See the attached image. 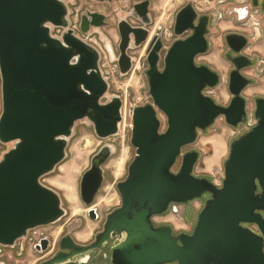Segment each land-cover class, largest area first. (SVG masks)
Returning a JSON list of instances; mask_svg holds the SVG:
<instances>
[{
	"label": "water",
	"instance_id": "95a60500",
	"mask_svg": "<svg viewBox=\"0 0 264 264\" xmlns=\"http://www.w3.org/2000/svg\"><path fill=\"white\" fill-rule=\"evenodd\" d=\"M149 3L142 0L132 7L142 26L117 22L121 75L133 68L128 49L147 38ZM105 19V14L86 10L79 29L88 33L91 27L108 25ZM192 19L188 15L183 23L178 15L175 34ZM53 28L62 31L53 35ZM205 32L201 22L193 35L174 41L162 68L159 44L147 48L144 73L152 104L129 109L135 154L126 177L116 183L121 206L107 215L93 241L76 243L67 234L60 250L42 264H89L99 256L105 259L107 249L110 264H264V97L254 99L255 123L230 142L220 184L193 174L198 151L182 153L217 117L233 127L247 119L240 92L249 80L238 72L249 64L247 57L237 58L248 63L230 73L233 97L227 106L203 92L218 83L214 71L194 64V56L207 49ZM99 61V51L69 27L62 0H0V142L11 143L0 156V245L13 246L29 230L65 215L59 194L40 179L64 158L75 122L85 119L101 140L117 134L122 100L117 95L103 100L108 82ZM157 110L166 117L163 131ZM102 149L106 152L92 157L79 180L90 219L96 218L92 204L102 184V164L114 152L110 144ZM178 156L181 164L173 172ZM203 194L208 197L191 234L173 237L168 226H151L149 217L167 210L169 203H187ZM242 223L254 224L257 231Z\"/></svg>",
	"mask_w": 264,
	"mask_h": 264
},
{
	"label": "rangeland",
	"instance_id": "374dc122",
	"mask_svg": "<svg viewBox=\"0 0 264 264\" xmlns=\"http://www.w3.org/2000/svg\"><path fill=\"white\" fill-rule=\"evenodd\" d=\"M62 1L67 7L69 27L76 35L99 51V66L101 71L106 74L108 82V91L103 100L108 99L111 95L119 96L122 100V116L126 119L116 135L104 140L96 137L92 125L85 119L75 122L73 135L68 139L64 158L52 172L40 179L41 183L51 187L59 194L65 215L55 223L39 226L36 231L50 234L54 243L62 233L66 232L79 243L86 244L100 229L104 214L118 205L120 195L115 184L126 177L128 164L135 154V149L130 144L131 115L129 109L146 103L152 104V99L148 92L144 73L147 67L144 46L128 49V54L133 59V69L127 74H119L116 64L119 41L117 22L120 19H125L132 25L138 24L129 16V11L132 4L140 0H112L109 3H98L93 0ZM149 1L148 15L151 20L147 27L149 38L158 32L162 36L163 45L168 47L170 23L174 10L185 0ZM248 3L249 0H199L197 3L202 11L208 12L211 22L209 28L211 48L204 57L208 62L216 65L221 74V81L215 87L206 90V95L211 96L219 104H225L229 98L225 82L229 64L222 56V38L225 33L229 31L244 32L248 37L245 51L255 60V63L245 70V73L247 72L248 76L254 79L253 83L244 90L246 121L233 127L225 122L223 116H219L209 128L204 131L199 130L195 141L182 149V153L190 148L198 151L199 155L193 167V174L209 177L217 185L221 183L223 177V163L228 156L230 142L255 123L254 96H264V11L257 14L254 12L255 9H250L251 11L244 18H238L235 14V9L243 8ZM86 10L105 14L108 25L92 27L88 33L83 34L79 29V21L81 13ZM61 31L59 28L51 30L53 35H59ZM159 66H162V62L159 63ZM115 71L117 73H114ZM157 117L160 120L159 130L163 131L166 128V117L159 110H157ZM123 127H125L124 131ZM120 136H124V144ZM101 144L112 145L114 152L103 167L104 181L92 205L97 210L98 219L93 220L87 216L88 208L80 199L79 180L89 166L90 157ZM10 146L11 143L0 142V156ZM179 164L180 158L172 166L173 172L178 169ZM207 197L208 194H203L201 198H195L187 203H173L165 213L155 216L153 220L155 223L169 224L175 232L190 231ZM16 243H31V241L25 242L24 239H20ZM39 256V254L28 250L26 257L16 263L36 264ZM103 261L104 259L96 258L92 264H101Z\"/></svg>",
	"mask_w": 264,
	"mask_h": 264
},
{
	"label": "flooded vegetation",
	"instance_id": "af4514ba",
	"mask_svg": "<svg viewBox=\"0 0 264 264\" xmlns=\"http://www.w3.org/2000/svg\"><path fill=\"white\" fill-rule=\"evenodd\" d=\"M140 1H142V0H140ZM255 1L256 2L254 3V0H249L248 5H244L243 8L235 9V7H234V9L236 10L235 11L236 17H238V18L246 17L248 15V13L251 11L250 9H255L254 12L257 13V14H260L261 12H263L264 8L261 7V3H262L263 0H255ZM197 3H199V0H185L179 7H177L174 10L173 18H172L171 23H170V32H169L170 43L168 44V47H165L163 45L162 36L158 32H155L149 38L150 34H149V30L147 28L149 25H147V26L144 25L147 28V30H148L147 38L138 47H141V46L145 47V49H144V57H145V60H146V54L145 53H146L147 48L150 47V49H151L155 44L158 43L159 46L161 47L160 51L158 52L159 63L162 62V66H159V67L162 68L163 67V58H164L168 48L171 46V44L174 41H176V40H184V39L190 37L191 35H193L195 33V29L197 27H199L200 23L201 22H205L206 32L204 34V37H205V40L207 42V49L204 52L197 53L194 56V64L196 66H201V65L206 66L210 70L214 71L217 74V76H218V83H219L221 81V74H220V71L218 70V67L216 65H213L211 62H208L205 59V57H204V55H206L208 53V51L210 50V48H211V42H210V37H209V35H210V31H209L210 29L209 28H210V25H211L210 17H209V14H208L207 11H202V9L197 6ZM132 7H133V4H132V6L130 8V11H129L130 15L129 16L131 18H133L135 21H137L138 24H133L132 25L129 21H127V20L126 21L129 22V24H131L132 26H142L143 24H142V21H141V17L138 16L137 12L132 10ZM133 13L138 18L133 17ZM191 14L193 15V19L191 20L190 24L187 25V26H185V24H182V25L179 24V25H181L182 28L185 26V29L183 30V32L181 34H179V35L175 34V23H176L177 16L180 15L181 21L184 23V21L187 19L188 15H191ZM116 28H117V25H116ZM151 39H153L152 42H151ZM222 42H223V53H222V56H223V59L226 62H228V64H229V67H228V69L226 71V81H225L226 82V86H227V90H228V84H229V80H230V73L236 69L237 65H239V64H241L243 62L248 63V60H249V64H247L246 66L241 67V68L238 69V72L249 80L248 84H246L242 88V90L240 92V95L245 100V106H246V96L244 95V90L249 85H251L253 83L254 79L252 77H249L247 72L245 73V70L255 63L254 58L251 57L249 54H247L246 51H245V49H246V47L248 45V37L242 31H229V32H227V33H225L223 35ZM131 43H133L132 40H131ZM239 57H241V58L242 57H247L248 60H245V59L244 60L243 59H239L238 60L237 58H239ZM198 59H201V60H198ZM146 63H147V60H146ZM132 64H133V62H132ZM215 86H213V87H215ZM213 87H205L203 89V92L206 93L205 92L206 90H209V89H211ZM228 93H229L228 101L225 104H221V105L227 106L229 104L230 100L232 99V97H233L232 94L229 91H228ZM256 97H264V96H259V95L258 96H254V99ZM125 120L126 119L124 118V116H122V120H121V122L119 124V129L122 127V124H123V122ZM124 130H125V127H123V131ZM120 137H121L122 143L124 144V136H120ZM104 145L105 144H101L97 148V150L92 154V156L90 157V160H89V166L88 167H90V165H91L93 156L100 157V156H102L103 153L106 152L105 150L102 149V147ZM190 150H193V149L190 148L188 150H185L183 153H185L187 151H190ZM112 154L113 153H111V155ZM111 155H109V157L105 160V162L102 164V167H104L105 163L109 160ZM198 155H199V153H198ZM178 158H180V164H181V156H178L177 159ZM177 159H176V161H177ZM176 161H175V163H176ZM180 164H179V167H180ZM179 167H178V169H179ZM178 169H176L174 172H177ZM104 177H105V171H104V168H103V180H102V183L104 181ZM115 186H116V184H115ZM93 203H94V201H93ZM171 204H173V203H169L168 208H169V206ZM120 206H121V198H120V201H119L117 206H115L114 208L110 209L108 212H106L104 214V218L102 219L101 227L97 231V233H99V232H101L103 230V226L105 224L107 215L110 212H112L113 210L119 208ZM168 208H167V210H168ZM167 210H165L164 212H162L160 214H154V215H151L149 217L152 227L157 228V227H161V226H168L170 228V235L173 236V237H177L181 233L191 234L193 232L195 224L193 225V227H192V229L190 231L175 232L173 230V228L167 223H163V222L155 223L153 218L155 216L162 215ZM86 214L89 217L88 211L86 212ZM97 219H98V213H97V210H96V218L93 219V220H97ZM196 220H197V218H196ZM242 226L254 229L253 226H255V225L254 224H250V223H242ZM37 228L38 227L29 230V232L27 233V237L24 239L25 242L26 241L27 242L31 241V243H14L13 246L0 245V264H17L16 261H19V260L24 259L26 257V254H27L28 250H31L32 252L37 253V254L40 255L39 256L40 258H39V260L37 261L36 264H42L45 261L49 260L53 255H55L60 250L59 249V245H60L61 239L64 236H66L67 233L66 232L62 233L56 239V241H55L56 243H54V241L52 240V236L50 234L38 233L36 231ZM254 230L257 231L256 226H255ZM96 234H94L93 238L89 242L94 240ZM71 237L73 238V240L76 243H79L73 236H71ZM89 242H87V243H89ZM109 243H111V241ZM176 244L177 245H181V243H180V241L178 239H176ZM105 253H106V258L104 259L103 263L110 264V262H109V260H110L109 259V250L107 249L105 251ZM98 258L101 259V260L103 259L101 256H99ZM89 264H92V262L89 263ZM163 264H178V262H177V260H172L170 262H164Z\"/></svg>",
	"mask_w": 264,
	"mask_h": 264
},
{
	"label": "built area",
	"instance_id": "2783aa9c",
	"mask_svg": "<svg viewBox=\"0 0 264 264\" xmlns=\"http://www.w3.org/2000/svg\"><path fill=\"white\" fill-rule=\"evenodd\" d=\"M253 228L255 229V226H253Z\"/></svg>",
	"mask_w": 264,
	"mask_h": 264
},
{
	"label": "bare ground",
	"instance_id": "6f19581e",
	"mask_svg": "<svg viewBox=\"0 0 264 264\" xmlns=\"http://www.w3.org/2000/svg\"><path fill=\"white\" fill-rule=\"evenodd\" d=\"M218 141V140H217ZM118 166V165H117Z\"/></svg>",
	"mask_w": 264,
	"mask_h": 264
}]
</instances>
